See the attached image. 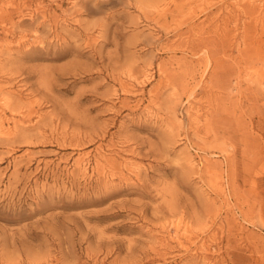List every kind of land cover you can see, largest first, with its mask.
Returning <instances> with one entry per match:
<instances>
[{
    "label": "rangeland",
    "instance_id": "obj_1",
    "mask_svg": "<svg viewBox=\"0 0 264 264\" xmlns=\"http://www.w3.org/2000/svg\"><path fill=\"white\" fill-rule=\"evenodd\" d=\"M97 1L0 0V264H264V0Z\"/></svg>",
    "mask_w": 264,
    "mask_h": 264
},
{
    "label": "bare ground",
    "instance_id": "obj_2",
    "mask_svg": "<svg viewBox=\"0 0 264 264\" xmlns=\"http://www.w3.org/2000/svg\"><path fill=\"white\" fill-rule=\"evenodd\" d=\"M13 1V0H12ZM86 1V0H85ZM99 1V0H98ZM97 1V2H98ZM205 1V0H204ZM204 1H203V5H204ZM245 1V0H244ZM243 1V2H244ZM249 1V0H248ZM10 2V1H9ZM75 2H76V0H75ZM74 2V3H75ZM99 2H101V1H99ZM238 2V1H237ZM14 3V2H13ZM107 3V2H106ZM110 3V2H109ZM207 3V2H206ZM211 3V2H210ZM12 4V3H11ZM11 4H9L10 6H11ZM102 4V3H101ZM236 4V3H235ZM98 5V4H97ZM238 5V4H237ZM251 5V4H250ZM75 6V5H74ZM73 6V7H74ZM107 6H108V4H107ZM202 6V5H201ZM12 8H13V6H11ZM204 7V6H203ZM16 8V6L14 7V9ZM72 8V7H71ZM97 8V7H96ZM139 8V7H138ZM238 8V7H237ZM240 9V8H239ZM241 10V9H240ZM213 11V10H212ZM243 11V10H242ZM72 13V12H71ZM229 13V12H228ZM231 15V14H230ZM262 15H263V13H262ZM183 18V17H182ZM250 20V19H249ZM76 21V20H75ZM75 21H73L72 23H74ZM264 21V20H263ZM64 22V21H63ZM241 22V21H240ZM243 23V22H242ZM176 25V24H175ZM179 25V24H178ZM235 25V24H234ZM262 25V24H261ZM260 25V26H261ZM180 26V25H179ZM177 27V26H176ZM217 27H218V25H217ZM256 27V26H255ZM38 28V27H37ZM163 28V27H162ZM166 28V27H165ZM178 28V27H177ZM261 28V27H260ZM172 29H174V27L172 28ZM164 30V29H163ZM236 30V29H235ZM262 30V29H261ZM165 31V30H164ZM168 31V30H167ZM158 32V31H157ZM170 32V31H169ZM261 33V32H260ZM261 35V34H260ZM154 41V40H153ZM192 42V41H191ZM190 42V43H191ZM133 45L135 44L134 42L132 43ZM257 45V44H256ZM190 49V48H189ZM208 74V73H207ZM208 78V77H207ZM113 80V79H112ZM136 80H138V79H136ZM143 81V80H142ZM140 83H142V82H140ZM202 83V82H201ZM138 85H139V83H137ZM203 84H206L205 82L203 83ZM202 84V85H203ZM143 85V84H142ZM174 87V86H173ZM198 87H200V86H198ZM4 89V88H3ZM171 90H172V88H170ZM3 91V90H2ZM0 92H1V90H0ZM123 94V93H122ZM209 94V93H208ZM1 95H3V93L1 94ZM154 95V94H153ZM7 96V95H6ZM175 96H176V94H175ZM9 97H10V95H9ZM9 97H7V98H9ZM13 97V96H12ZM11 97V98H12ZM153 97V96H152ZM174 97V96H173ZM3 98V97H2ZM17 98V97H16ZM15 98V99H16ZM1 99V98H0ZM118 99V98H117ZM188 100V99H187ZM193 100V99H192ZM2 101V100H1ZM15 101V100H14ZM13 101V102H14ZM16 102H18V101H16ZM16 102L14 103V106L13 107H15V105H17L16 104ZM194 102H196V101H194ZM11 102H9V104H10ZM189 103V102H188ZM113 104H115V103H113ZM19 105V104H18ZM135 105V104H134ZM226 105V104H225ZM9 106V105H8ZM192 106V105H191ZM5 107V106H4ZM193 107V106H192ZM16 108V107H15ZM15 108L13 109V110H15ZM18 108V107H17ZM22 108V107H21ZM7 109H9V108H7ZM20 109V108H19ZM23 109V108H22ZM12 109H11V112L13 111ZM114 110V109H113ZM189 111V110H188ZM197 111V110H196ZM196 111H194L196 114H197V112ZM21 112V111H20ZM114 112V111H113ZM14 113H16V111L14 112ZM188 113V112H187ZM186 113V114H187ZM19 115V114H18ZM41 115V114H40ZM206 115V114H205ZM15 116H16V114H15ZM20 116V115H19ZM22 116V115H21ZM187 116H188V114H187ZM25 117V116H24ZM5 118V117H4ZM183 118V117H182ZM189 118V117H188ZM39 119V118H38ZM1 121H2V119H1ZM18 122V121H17ZM17 122H15V123H17ZM190 122V121H189ZM192 122V121H191ZM14 123V124H15ZM40 123V122H39ZM179 122H177V124H178ZM182 123V122H181ZM183 124V123H182ZM196 124V123H195ZM16 125V124H15ZM28 125V124H27ZM19 126V125H18ZM18 126H17V128H18ZM22 126V125H21ZM182 126V125H181ZM181 126H179V127H181ZM3 127V123L1 122V128ZM178 127V126H177ZM0 128V129H1ZM21 128V127H20ZM196 128V127H195ZM3 129V128H2ZM22 129V128H21ZM30 129V128H29ZM14 130H15V127H14ZM23 130V129H22ZM10 132V131H9ZM16 132V131H15ZM7 133V132H6ZM2 134H3V132H2ZM17 134V133H16ZM0 135H1V133H0ZM14 135V134H13ZM3 136H4V134H3ZM11 136V135H10ZM23 136V135H22ZM6 137H8V136H6ZM12 137V136H11ZM16 137V136H15ZM24 137V136H23ZM23 137H21V138H23ZM9 138V137H8ZM20 139V138H19ZM9 140H11V139H9ZM16 140V139H15ZM18 140V139H17ZM13 141H14V139H13ZM17 142V141H16ZM108 146V145H107ZM98 148H99V146H98ZM112 150V149H111ZM119 150H121V149H119ZM102 151V150H101ZM88 154V153H87ZM98 154V153H97ZM118 155V154H117ZM86 156V155H85ZM87 156H89V155H87ZM100 156V155H99ZM78 159L77 160H80L79 159V157H77ZM81 158H82V156H81ZM103 158L104 157H102V160H103ZM96 159V158H95ZM108 159V158H107ZM87 160V159H86ZM105 160V159H104ZM116 160V159H115ZM75 161V160H74ZM106 161V160H105ZM110 161H112V160H110ZM130 161V160H129ZM89 162V161H88ZM107 162V161H106ZM127 162V161H126ZM131 162V161H130ZM76 163V162H75ZM108 164V163H107ZM75 165V164H74ZM86 165V164H85ZM101 165V164H100ZM114 165V164H113ZM14 166H15V164H14ZM16 166H17V164H16ZM102 166V165H101ZM79 167H80V163H79ZM79 167H77V168H79ZM95 167H96V164H95ZM110 167V166H109ZM112 167V166H111ZM133 167V166H132ZM75 168H76V166H75ZM125 168V167H124ZM135 168V167H134ZM81 169V168H80ZM96 169V168H95ZM104 169V168H103ZM102 169V170H103ZM111 169V168H110ZM109 169V170H110ZM113 169V168H112ZM104 171V170H103ZM138 171V170H137ZM86 172V171H85ZM112 172H115V171H112ZM105 174L103 173V175L102 176H104ZM112 175V174H111ZM132 175V174H131ZM106 176H107V174H106ZM107 179V178H106ZM104 180V179H103ZM119 180H120V178H119ZM123 180V179H122ZM113 181V180H112ZM103 182V181H102ZM105 183H106V181H105ZM109 183V182H108ZM106 186V185H105ZM204 255V254H203Z\"/></svg>",
    "mask_w": 264,
    "mask_h": 264
}]
</instances>
